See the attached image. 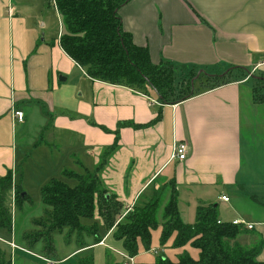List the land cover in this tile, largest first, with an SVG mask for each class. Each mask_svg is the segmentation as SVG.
<instances>
[{
	"label": "crops",
	"instance_id": "obj_1",
	"mask_svg": "<svg viewBox=\"0 0 264 264\" xmlns=\"http://www.w3.org/2000/svg\"><path fill=\"white\" fill-rule=\"evenodd\" d=\"M120 15L124 30L149 50L153 63L170 61L176 70L185 68L184 75L196 67L214 74L252 66L249 78L264 77V0H131ZM62 32L61 16L47 0H0V177L11 171L32 197V183L41 191L65 169L83 173L102 166L103 184L125 210L174 179L186 223L196 220L199 205L220 203L222 222L245 220L254 224V236L264 239V220L248 221L237 204H228L233 198L264 203V191L262 196L245 192L252 180L264 186V127L249 126L243 114L244 108L250 113L260 108L250 80L237 78L177 104H161L152 94L158 103L151 105L149 96L133 88L92 79L63 50ZM16 110L25 113L23 122L15 118ZM181 141L190 145L185 160L174 158ZM257 142L260 155L254 151ZM115 144L103 165L104 153ZM246 151L252 159L244 163ZM9 200L14 203L13 191L7 194L10 206ZM26 205L31 206L25 204L24 211ZM94 221L103 240L92 244L85 236L88 246L76 244L60 259L56 251L58 264H76L89 250L95 264L127 261L122 242L113 230L104 232L98 212ZM9 233L0 231V237ZM161 233L162 227L156 236L152 232L157 243L150 250L141 244L134 264L156 263L158 255L151 253H159ZM10 235L0 241V264H47L45 257L54 258L41 243L30 248L16 233ZM174 239L163 250L172 261L184 252L199 258L200 250L189 244L173 249ZM259 259L264 261V246Z\"/></svg>",
	"mask_w": 264,
	"mask_h": 264
},
{
	"label": "trees",
	"instance_id": "obj_2",
	"mask_svg": "<svg viewBox=\"0 0 264 264\" xmlns=\"http://www.w3.org/2000/svg\"><path fill=\"white\" fill-rule=\"evenodd\" d=\"M130 1L55 0L52 5L58 10L63 23L60 37L63 50L92 79L124 85L147 96L154 94L161 104H177L235 81L238 71L250 74L245 68L237 66L221 73L203 71L199 76L196 69H192L188 75L176 80L173 63H153L149 50L138 45L132 34L124 30L120 10ZM202 76L212 84L198 87L197 82ZM250 77L264 80V77ZM128 125L121 124L122 127ZM115 146L104 153L103 165ZM101 169L102 166L84 173L65 169L63 179L53 178L41 188L45 217L34 220L39 229L22 236L28 247L34 248L41 243L46 255L56 254L55 232H65L67 241L76 236L82 247L88 246L85 236H91L92 244H98L103 240L100 225L94 221L98 212L104 232L113 230L114 238L122 242L130 257L139 254L141 244L150 250L153 230L162 227L160 244L163 248L175 236L174 247L190 244L200 250V256L194 259L185 252L177 261H172L164 253H159L155 264H264L259 259L264 239L259 236V240L252 245L243 244L239 239L241 235H257L255 227L248 229L232 221L218 223L217 203L199 205L194 224L186 223L179 211V192L173 179L162 182L158 189L149 194L147 192L125 210L123 203L103 184ZM70 180L74 184L69 183ZM11 191L14 192V204L18 210L24 204L34 202L21 185L15 183L11 171L0 177V231L10 233L13 230V215L7 204V194ZM83 219L94 222L88 226ZM76 264H95L93 253L89 250Z\"/></svg>",
	"mask_w": 264,
	"mask_h": 264
},
{
	"label": "rangeland",
	"instance_id": "obj_3",
	"mask_svg": "<svg viewBox=\"0 0 264 264\" xmlns=\"http://www.w3.org/2000/svg\"><path fill=\"white\" fill-rule=\"evenodd\" d=\"M50 6H52V5H50ZM59 27H60L59 22L55 18V22L53 21V28H54V30H58ZM191 69H194V68H189L187 73H185V74L188 75L189 71ZM195 69L198 72L197 76H199L203 72V70L204 69L206 70L207 68L196 67ZM222 69H223V66H221V65L219 67H217V70H219V71H221ZM250 69H252V66L247 67V69L245 68L246 73L250 72ZM184 70H185V68H183V67L177 68L176 74H175L176 80H179L183 77L182 74H183ZM209 72H212V71H209ZM186 75H184V76H186ZM248 76L249 75H245L244 73L239 72L237 78L242 79V80L244 78H246V79L250 80V83L252 85V93H253L252 98L254 99V102H256V104L260 105L259 106L260 108H257L258 109L257 111H254L251 113L249 112V110L244 108L243 109L244 121L250 122L251 124L249 126L254 124V126H255L254 128H257V124L259 126L264 127V106H262V104H264V80H259V79H255V78L253 79L251 77L249 78ZM250 83L245 84L246 86L244 87V96H248V90L246 87H249L248 85ZM211 84L212 83H207V80L204 76H202L201 80H199L197 82V86L198 87L202 86L201 88H205L206 86L211 85ZM254 96L256 97V100H255ZM249 126L247 128L250 131V129H252V128H250ZM253 146H254L255 153L260 155V144H259V142H257ZM245 158H246V162L252 159V157L249 156L248 151H246V157H245V153H244V163H245ZM253 162H254L255 168L259 166V159H255ZM59 179H60V177H59ZM61 179H63V177ZM70 183L74 184L73 182H70ZM249 184H250L249 187L245 188V192H247L248 194H255L258 196L263 195L264 186H262V187L261 186H255L256 183L253 180ZM29 187H30L29 193L32 195L34 202L29 203V204H31V206L26 205L25 211L23 209L21 211L18 210L15 207V204L11 203V200H9L10 201L9 204L11 206V211H12V215H13V230H12V232L16 233L18 238H21L25 233H29V232H32L34 230L39 229V226H36L34 224V220L35 219L42 220L45 217L46 208L41 202V191H40V189L37 188L36 185H34L33 183ZM230 196H231V194H230ZM260 200L262 202H264V199H260ZM233 202L235 204H237L239 212L242 213L241 216H244L248 221L258 222V221L264 220V206H263L264 203H262L263 205H260V203H255L254 201H251V200L246 202V200H244V199L241 200V199L233 198L232 202L228 203V204H232ZM34 203H36V205ZM219 205H220V203H219ZM220 208H221L220 211L223 210L224 205H221ZM229 217L232 218V215H229ZM192 220L193 221L190 222L189 224H194L195 218ZM86 222H91V221L88 219H83V223L86 224ZM88 226H90V224ZM159 230H160V227L153 230V234L156 236L157 233H159ZM11 237L12 236L10 235V233L6 234V235H4V240H5V238L11 239ZM74 237H73L74 239L72 238L69 241H67L65 232L64 233L55 232L53 234V241H54V245L56 247V251H58V253L60 254L59 259L61 258V255H64V254L68 253V251H71L72 249H74L76 244H78V246L80 245L81 241L78 238H76V236H74ZM1 238H3V237H1ZM239 239H240V242H242L243 244H246V245H252L259 240V238H257L254 235H241ZM160 240H161V238H160ZM153 241H154V243H157V241H155V238L153 239V237H152L151 246L153 245ZM155 246H156V248H158L159 253L164 252L163 250L165 247L163 248L161 246V244L160 245L156 244ZM178 248H181V247H174L173 246V249H178ZM159 253L158 254L151 253V255L157 256V255H159ZM55 257H57V256H55V254H54V258L53 257L52 258L56 260ZM77 261H78V259H77Z\"/></svg>",
	"mask_w": 264,
	"mask_h": 264
},
{
	"label": "built area",
	"instance_id": "obj_4",
	"mask_svg": "<svg viewBox=\"0 0 264 264\" xmlns=\"http://www.w3.org/2000/svg\"><path fill=\"white\" fill-rule=\"evenodd\" d=\"M47 2L49 3V5L55 4V0H47ZM149 101L151 105H155L158 103L156 100L152 99L150 96H149ZM14 116L18 122H23L25 119V113L21 110H16L14 113ZM189 151H190L189 143L187 141H181L175 145L174 158L179 159V160H185L189 156ZM222 200L229 201V197L222 196ZM221 222H222L221 220L218 221V223H221ZM232 222L234 224H243L248 229H254V224L248 223L245 220L235 219ZM0 241L7 242L1 237H0ZM10 244L13 247H17V245H15L14 243H10ZM124 257H126L127 261H124L122 264H134V260H133L134 257H130L129 255L128 256L124 255ZM44 260L47 262V264H58V261L53 259L52 257H47V258L45 257Z\"/></svg>",
	"mask_w": 264,
	"mask_h": 264
}]
</instances>
